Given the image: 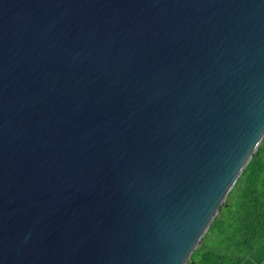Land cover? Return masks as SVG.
<instances>
[{
	"label": "water",
	"instance_id": "95a60500",
	"mask_svg": "<svg viewBox=\"0 0 264 264\" xmlns=\"http://www.w3.org/2000/svg\"><path fill=\"white\" fill-rule=\"evenodd\" d=\"M264 138V0H0V264H187Z\"/></svg>",
	"mask_w": 264,
	"mask_h": 264
},
{
	"label": "trees",
	"instance_id": "16d2710c",
	"mask_svg": "<svg viewBox=\"0 0 264 264\" xmlns=\"http://www.w3.org/2000/svg\"><path fill=\"white\" fill-rule=\"evenodd\" d=\"M187 264H264V138Z\"/></svg>",
	"mask_w": 264,
	"mask_h": 264
}]
</instances>
